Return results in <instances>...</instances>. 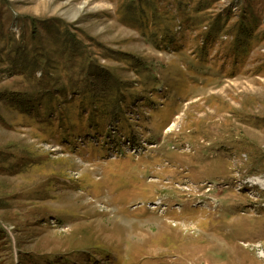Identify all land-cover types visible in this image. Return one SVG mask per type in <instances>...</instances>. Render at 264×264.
<instances>
[{
	"label": "rangeland",
	"instance_id": "374dc122",
	"mask_svg": "<svg viewBox=\"0 0 264 264\" xmlns=\"http://www.w3.org/2000/svg\"><path fill=\"white\" fill-rule=\"evenodd\" d=\"M0 264H264V0H0Z\"/></svg>",
	"mask_w": 264,
	"mask_h": 264
},
{
	"label": "trees",
	"instance_id": "16d2710c",
	"mask_svg": "<svg viewBox=\"0 0 264 264\" xmlns=\"http://www.w3.org/2000/svg\"><path fill=\"white\" fill-rule=\"evenodd\" d=\"M29 257V259H31V260H34V262L35 261H39V260H41V259H39V258H37V256H28ZM22 259H26V257H22Z\"/></svg>",
	"mask_w": 264,
	"mask_h": 264
}]
</instances>
